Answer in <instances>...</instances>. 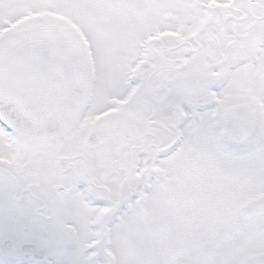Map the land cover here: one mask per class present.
<instances>
[{
  "label": "snow or ice",
  "instance_id": "6c2138e0",
  "mask_svg": "<svg viewBox=\"0 0 264 264\" xmlns=\"http://www.w3.org/2000/svg\"><path fill=\"white\" fill-rule=\"evenodd\" d=\"M0 264H264V0H0Z\"/></svg>",
  "mask_w": 264,
  "mask_h": 264
}]
</instances>
